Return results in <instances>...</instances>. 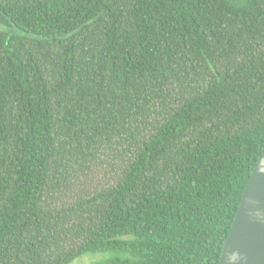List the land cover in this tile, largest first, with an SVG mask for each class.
I'll return each mask as SVG.
<instances>
[{"label": "trees", "instance_id": "obj_1", "mask_svg": "<svg viewBox=\"0 0 264 264\" xmlns=\"http://www.w3.org/2000/svg\"><path fill=\"white\" fill-rule=\"evenodd\" d=\"M0 0V264H218L264 153V0Z\"/></svg>", "mask_w": 264, "mask_h": 264}, {"label": "water", "instance_id": "obj_2", "mask_svg": "<svg viewBox=\"0 0 264 264\" xmlns=\"http://www.w3.org/2000/svg\"><path fill=\"white\" fill-rule=\"evenodd\" d=\"M218 264H264V153L252 169Z\"/></svg>", "mask_w": 264, "mask_h": 264}, {"label": "rangeland", "instance_id": "obj_3", "mask_svg": "<svg viewBox=\"0 0 264 264\" xmlns=\"http://www.w3.org/2000/svg\"><path fill=\"white\" fill-rule=\"evenodd\" d=\"M235 4H243L244 0H230ZM1 28V25H0ZM124 257L123 254L114 251L87 252L72 260L68 264H108L109 261Z\"/></svg>", "mask_w": 264, "mask_h": 264}]
</instances>
